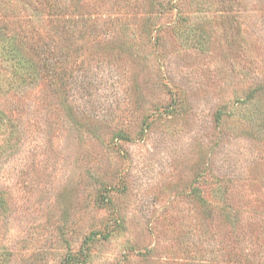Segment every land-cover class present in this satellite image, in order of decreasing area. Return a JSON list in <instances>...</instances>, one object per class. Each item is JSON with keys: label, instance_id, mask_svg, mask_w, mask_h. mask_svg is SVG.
<instances>
[{"label": "rangeland", "instance_id": "1", "mask_svg": "<svg viewBox=\"0 0 264 264\" xmlns=\"http://www.w3.org/2000/svg\"><path fill=\"white\" fill-rule=\"evenodd\" d=\"M39 1L0 0V42L64 53L21 84L0 54L6 264L92 232L86 264H264V0Z\"/></svg>", "mask_w": 264, "mask_h": 264}, {"label": "trees", "instance_id": "2", "mask_svg": "<svg viewBox=\"0 0 264 264\" xmlns=\"http://www.w3.org/2000/svg\"><path fill=\"white\" fill-rule=\"evenodd\" d=\"M39 3L40 4L35 6V4L32 2L29 3V6L33 5L31 6L33 9H36L38 6H44L43 4L49 6L50 8L55 7V4H50L49 0L39 1ZM32 16H35L36 20H40V16L34 13H31V15H29V17L27 18H22V20L26 21L32 19ZM56 20H59V18L56 17ZM67 22L69 24L68 27H71L72 20H68ZM34 23L37 24V22ZM18 36L19 39L16 37L15 41H13L14 39H5L0 42V54L3 56L5 66L9 68V70H13L11 76H13L14 81H18V84H21L35 83L38 80H42L44 78L47 80L53 79L55 77L61 78L60 70L62 71V56H64V53L63 48L60 45L52 43V41H46L45 38L41 36L39 29L36 27H34L33 29H29L28 31L26 29H21V32ZM50 36L47 38H53ZM7 84H12V82L9 81ZM221 119L222 113L221 111H217L216 120L220 121ZM4 120V112L0 110V126L5 125ZM7 121L8 123L10 122L9 119H7ZM123 136L124 135L121 134L117 135V137L121 138ZM214 184H218V189L221 186L219 181H215ZM195 195L197 199L201 200L202 202L205 201V198L202 196L201 192L198 191ZM96 199L97 202L102 203L104 197L99 194L97 195ZM108 202H111L110 197ZM7 207L8 204L2 190L0 189V216L7 210ZM228 221L231 225H233L234 223L238 222V217H235L234 215L229 213ZM97 234L98 232H92L91 234H89L83 241V246H81V248L77 252L66 256V258L64 259L65 263L86 264L90 256L89 245L96 240ZM7 257L8 251L3 249L0 252V264H6ZM233 261L236 262L235 264H250L245 262L239 263V259L235 260L234 258Z\"/></svg>", "mask_w": 264, "mask_h": 264}]
</instances>
